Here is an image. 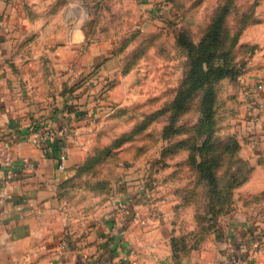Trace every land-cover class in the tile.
I'll list each match as a JSON object with an SVG mask.
<instances>
[{"label":"rangeland","instance_id":"1","mask_svg":"<svg viewBox=\"0 0 264 264\" xmlns=\"http://www.w3.org/2000/svg\"><path fill=\"white\" fill-rule=\"evenodd\" d=\"M77 1L82 40L53 39L47 52L31 54L28 40L5 38L17 48L3 60L12 73H26L16 66L33 59L44 79L30 89L18 84L21 95L32 92L24 97L36 113L30 121L76 111L89 125L107 121L111 128L96 140L100 148L124 146L109 156L122 165L161 142L198 220L208 221L209 204L264 215V187L252 180L264 159L246 92L264 82V0H40L36 11L58 13L67 3L75 12ZM59 48L61 59L52 50ZM102 167L95 169L101 191Z\"/></svg>","mask_w":264,"mask_h":264},{"label":"crops","instance_id":"2","mask_svg":"<svg viewBox=\"0 0 264 264\" xmlns=\"http://www.w3.org/2000/svg\"><path fill=\"white\" fill-rule=\"evenodd\" d=\"M38 1L0 0V173L22 171L0 187V264H264V215L238 203L235 211L214 216L215 221L207 209L208 221L198 220L196 206L185 200L173 175L177 160L161 155V142L135 160L123 158L122 165L109 156L124 146L100 148L96 140L95 134L111 128L107 121L89 125L84 112H66L44 119L73 127L66 169L59 171L54 152L28 139L30 117L36 113L24 98L32 92L21 95L18 84L28 89L35 84L37 62H18L16 67L27 72L14 75L3 60L17 48L5 38L28 40L31 54L47 52L53 39L84 38L79 1L75 12L66 3L58 13L37 12ZM52 50L61 59L64 49ZM261 84L246 92L258 139L254 147L263 161ZM112 98L121 101L118 95ZM24 159L30 163L22 170ZM98 165H103V191L97 186ZM252 180L260 182L258 189L264 187V171ZM151 203L161 210L160 218L152 215ZM62 235L68 238L67 248L59 247Z\"/></svg>","mask_w":264,"mask_h":264},{"label":"built area","instance_id":"3","mask_svg":"<svg viewBox=\"0 0 264 264\" xmlns=\"http://www.w3.org/2000/svg\"><path fill=\"white\" fill-rule=\"evenodd\" d=\"M257 89L263 87L261 83L256 84ZM253 91V90H252ZM28 139L43 148L54 152L56 168L59 171L66 169V160L68 156V144L73 140L75 134L68 123L50 124L44 120L31 123L27 131ZM30 161L24 159L22 170H25ZM22 171L18 169H8L4 173H0V187H4L6 183L13 178H17ZM120 207L129 212L126 202L120 203ZM150 211L155 218H160L162 213L157 204H150ZM60 248L68 247V238L66 235L60 236Z\"/></svg>","mask_w":264,"mask_h":264},{"label":"trees","instance_id":"4","mask_svg":"<svg viewBox=\"0 0 264 264\" xmlns=\"http://www.w3.org/2000/svg\"><path fill=\"white\" fill-rule=\"evenodd\" d=\"M202 81H203V79L201 77H198L197 80L195 81V83L192 85L191 88H194V87L200 85V83ZM42 120L43 119L32 120L31 123L38 122V121H42ZM70 127L73 129V127L71 125H70ZM206 207H207V210L209 211V213L211 214V218H212V216L214 217V216L218 215L219 213H221V212L224 213L226 211L225 209H223L222 207H220L218 205L209 204Z\"/></svg>","mask_w":264,"mask_h":264}]
</instances>
